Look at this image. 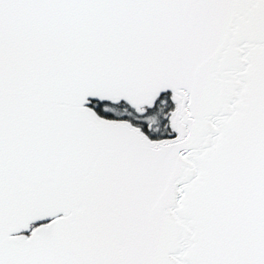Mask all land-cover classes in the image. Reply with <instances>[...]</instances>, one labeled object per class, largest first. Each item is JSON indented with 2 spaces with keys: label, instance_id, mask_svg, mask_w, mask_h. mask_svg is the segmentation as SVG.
Instances as JSON below:
<instances>
[{
  "label": "snow or ice",
  "instance_id": "6c2138e0",
  "mask_svg": "<svg viewBox=\"0 0 264 264\" xmlns=\"http://www.w3.org/2000/svg\"><path fill=\"white\" fill-rule=\"evenodd\" d=\"M0 264H264V0H0Z\"/></svg>",
  "mask_w": 264,
  "mask_h": 264
}]
</instances>
